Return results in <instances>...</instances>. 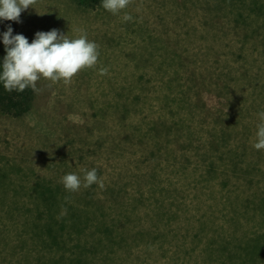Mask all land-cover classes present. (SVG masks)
<instances>
[{"label":"rangeland","instance_id":"374dc122","mask_svg":"<svg viewBox=\"0 0 264 264\" xmlns=\"http://www.w3.org/2000/svg\"><path fill=\"white\" fill-rule=\"evenodd\" d=\"M94 1L0 19L3 58L9 26L100 46L70 83L39 79L26 114L0 111V264L43 254L34 233L62 207L91 264H264V0H131L116 15ZM92 168L102 189L60 182Z\"/></svg>","mask_w":264,"mask_h":264},{"label":"clouds","instance_id":"9594fccd","mask_svg":"<svg viewBox=\"0 0 264 264\" xmlns=\"http://www.w3.org/2000/svg\"><path fill=\"white\" fill-rule=\"evenodd\" d=\"M131 0H102V7L116 15L124 10ZM37 0H0V19L19 21L22 11L30 6L34 7ZM39 13V12H38ZM133 17L126 13L122 17L123 22L132 21ZM78 38L70 39L57 29L48 32L38 31L35 39L29 43L22 35H13V29L8 27L3 33V44L6 56L0 67V82L6 91L24 92L31 88L39 93L37 81L41 78L50 80L52 83L63 81L68 84L84 69L94 68L99 57V44L88 39L85 30L79 29ZM109 69H99L100 75L108 74ZM260 123L257 124L256 150H264V111L258 113ZM83 176L77 173H68L61 178V183L66 191L77 192L81 187L89 188L97 184L101 189L104 187L103 179L98 176L97 169H82ZM68 200V197L65 198ZM67 214V209L62 207L57 219Z\"/></svg>","mask_w":264,"mask_h":264},{"label":"trees","instance_id":"16d2710c","mask_svg":"<svg viewBox=\"0 0 264 264\" xmlns=\"http://www.w3.org/2000/svg\"><path fill=\"white\" fill-rule=\"evenodd\" d=\"M81 1L85 2L86 0ZM99 2L100 0L94 1L95 5ZM2 64L3 57L0 53V67H2ZM33 94L34 92L31 88L26 89L22 93L17 91L8 92L4 89L3 83L0 82V111L16 117L26 114L31 108ZM39 187L43 189L42 185ZM43 199L45 200V205L52 210L51 206L55 205V197L44 196ZM68 220L67 218L59 220L57 216L52 215L44 223L45 232L34 233V238L39 237L41 239L40 243L43 244V246H40V249L43 248V254L34 257L31 253L33 250L30 249V253L27 255L23 254V256L19 253L21 248L18 246L11 247L10 254L23 256V262H19V264H91L96 249L87 244H82L80 241H78L76 245L68 244L70 239L76 238V236L71 233H65L68 228ZM77 233L81 234L82 229H79ZM76 239L78 240L79 238ZM94 261L95 259L93 263Z\"/></svg>","mask_w":264,"mask_h":264}]
</instances>
